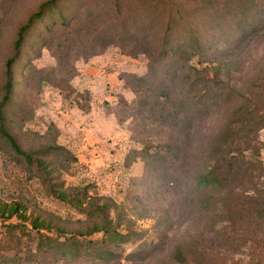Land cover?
<instances>
[{
	"label": "rangeland",
	"instance_id": "374dc122",
	"mask_svg": "<svg viewBox=\"0 0 264 264\" xmlns=\"http://www.w3.org/2000/svg\"><path fill=\"white\" fill-rule=\"evenodd\" d=\"M44 1L0 0V102L18 30ZM245 1L213 0L199 17L186 14L206 0L178 3L181 32L193 27L213 44L222 35L206 85L187 54H163V6L69 0L64 22L50 14L36 25L13 65L8 129L25 152L70 150L50 161L52 183L61 174L66 188L113 199L122 223L113 228L129 238L89 233L94 219L52 196L0 139V197L65 230L27 221L13 234L7 224L19 220L0 218V264H264V0ZM238 148L245 162L230 167ZM220 156L228 178L201 182ZM68 236L76 255L48 244Z\"/></svg>",
	"mask_w": 264,
	"mask_h": 264
},
{
	"label": "trees",
	"instance_id": "16d2710c",
	"mask_svg": "<svg viewBox=\"0 0 264 264\" xmlns=\"http://www.w3.org/2000/svg\"><path fill=\"white\" fill-rule=\"evenodd\" d=\"M118 9L121 7L123 0H112ZM146 5V8L158 9L164 7V14L166 17V28L164 34L161 38V48L163 54H167L168 51H171L173 54H187L188 58L193 62L190 64L193 69L196 70L197 82L202 85H206L211 81L208 76V70L210 65L214 63L217 58H214L216 52L223 54L218 45L222 42V35H217L215 37L218 41L214 44L211 42L214 38H209L208 36L202 34L193 27H189L185 32H181L180 19L184 16H194L199 17L202 13L209 12L213 7V0H206L205 3L196 6L190 13L183 12L179 6L180 0H139ZM242 7L247 5L245 0H234ZM69 2V0H45L40 4L38 9L32 13L26 23L20 27L17 33V40L15 43V54L8 59L6 66V75L7 82L5 84V95L0 102V139L4 140L7 146L15 152L18 156H23L25 159L29 170L34 173L36 176L42 178L43 183L47 191L60 200L61 202L74 206L81 211L85 212L90 218L94 219V227L89 233L102 232L107 235V238L113 242H125L129 238L127 232H120L118 229L113 228V224L117 221L116 226L121 225L120 221V206L111 198H106L104 196H92L89 194L87 187L82 189L79 188H66L65 183L61 178V174H58V184H53L49 176L48 168L52 166L54 157H59L60 155L72 156L70 150L63 146L57 147H46L41 148L36 151L25 152L21 149L19 143L16 140V137L9 131L6 124L7 120L4 115V109L10 99V94L13 89V65L16 62V57L21 52L24 47L25 40L31 31L36 27L39 22L45 21L46 17L50 14H58L59 20L62 22L65 21L66 17L63 13L64 6ZM241 2V3H240ZM186 14V15H185ZM258 27L255 26L253 31ZM218 44V45H217ZM217 45V46H216ZM220 55V56H221ZM213 56V57H212ZM220 65L216 67L219 69ZM215 76L219 77L218 71H215ZM239 111L235 113V116L247 112L249 109L245 106L239 107ZM235 121V120H234ZM246 120L241 122L245 123ZM236 122V121H235ZM238 123V122H236ZM241 123V124H243ZM231 126V125H230ZM226 135H229L228 130L225 132ZM220 149L223 148H219ZM218 151V152H219ZM222 153L225 150L221 151ZM221 155V154H220ZM64 157V156H62ZM217 162V167L210 169L208 172L201 174L200 181L208 185H219L224 180L228 178V171H231V168H226L223 170ZM243 149L238 148L234 154H228L227 163L228 166L232 167V162H237L243 160ZM242 158V159H241ZM63 159V158H62ZM75 159V158H74ZM64 160H67L64 157ZM244 161V160H243ZM245 162V161H244ZM239 168V165H238ZM251 168L245 167V174L251 172ZM53 172V171H52ZM16 217L18 223H8V229H11L10 232L14 234L15 229H20L21 231H26V223L30 221L33 229L41 231L43 229L52 230L56 229L59 233L63 234L65 232L64 228L54 223L52 220H47L45 218L32 217L27 215V206L20 202L9 203L4 201L0 197V218L3 221H8ZM12 239V238H11ZM78 240L75 237H66L64 241L62 240H52L49 242V246L58 252L63 253L64 255H76L78 252ZM42 245V242H41Z\"/></svg>",
	"mask_w": 264,
	"mask_h": 264
}]
</instances>
